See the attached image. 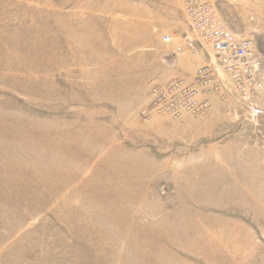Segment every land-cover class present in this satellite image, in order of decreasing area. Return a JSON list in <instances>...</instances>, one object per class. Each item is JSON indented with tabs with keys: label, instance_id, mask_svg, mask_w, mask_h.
Instances as JSON below:
<instances>
[{
	"label": "rangeland",
	"instance_id": "rangeland-1",
	"mask_svg": "<svg viewBox=\"0 0 264 264\" xmlns=\"http://www.w3.org/2000/svg\"><path fill=\"white\" fill-rule=\"evenodd\" d=\"M214 1L250 96L175 59L184 0H0V264H264V0Z\"/></svg>",
	"mask_w": 264,
	"mask_h": 264
},
{
	"label": "built area",
	"instance_id": "built-area-1",
	"mask_svg": "<svg viewBox=\"0 0 264 264\" xmlns=\"http://www.w3.org/2000/svg\"><path fill=\"white\" fill-rule=\"evenodd\" d=\"M183 13L191 38L211 47L213 58L234 87L241 89L243 97L261 89L262 57L256 52L255 42L228 28L214 0H184ZM185 38L187 41L191 39L187 36ZM162 40L170 43L173 37L166 33ZM176 49L181 50L179 46ZM210 76L209 69H197L192 86L181 92L184 96L183 104L170 102L174 114L182 113L185 109L195 110L198 88L206 87Z\"/></svg>",
	"mask_w": 264,
	"mask_h": 264
},
{
	"label": "crops",
	"instance_id": "crops-1",
	"mask_svg": "<svg viewBox=\"0 0 264 264\" xmlns=\"http://www.w3.org/2000/svg\"><path fill=\"white\" fill-rule=\"evenodd\" d=\"M178 46L181 48V50L179 53H176L175 59H212L210 55L206 57L202 48L204 47L209 49L210 47L193 38H191L189 41L184 39V42Z\"/></svg>",
	"mask_w": 264,
	"mask_h": 264
}]
</instances>
